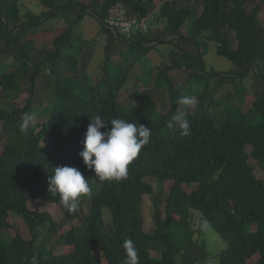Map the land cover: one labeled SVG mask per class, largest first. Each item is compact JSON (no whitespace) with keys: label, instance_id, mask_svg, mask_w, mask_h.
<instances>
[{"label":"trees","instance_id":"obj_1","mask_svg":"<svg viewBox=\"0 0 264 264\" xmlns=\"http://www.w3.org/2000/svg\"><path fill=\"white\" fill-rule=\"evenodd\" d=\"M23 1L0 0V264H30L33 255L39 264H124L122 243L128 238L137 247L139 264H264V180L251 164L257 161L264 172V0H191L201 4V11L170 0H38L40 14L24 9ZM118 3L132 15L157 13L158 35L119 40L103 24ZM87 17L96 19L108 38L98 82L82 72L71 52L74 27ZM56 19H66L67 28L52 37V49H39L40 38L51 33L43 27ZM171 36L175 40L167 41ZM187 40L197 43V51L202 46V54L178 53L173 59L171 53L169 63L157 67L156 83L168 95L163 113L153 92L127 88L130 69L159 46L178 48ZM116 42L122 46L119 65L112 57ZM151 43L157 45L146 47ZM211 46L236 72L208 70L204 59ZM172 71L186 76L182 88ZM251 74L263 86L250 98L251 110L237 99L215 97L214 80L235 86ZM45 76L54 91L50 104L40 109L33 101ZM194 84L204 90L196 97L195 111L188 113L191 135L182 137L166 123L177 98ZM26 113L34 120L46 115L47 121L33 120L24 133L20 122ZM96 114L106 122L129 119L151 128L150 143L119 182L100 181L79 156L89 119ZM57 166L77 168L88 179L91 193L80 198L74 213L48 193V176ZM147 197L154 208L152 232L145 230ZM35 201L56 205L63 218L32 210ZM105 210L111 213L109 226ZM12 217L21 219L30 239L20 229L10 233ZM74 221L80 229L60 234ZM58 245L71 252L56 254ZM95 251L104 258L95 260Z\"/></svg>","mask_w":264,"mask_h":264},{"label":"rangeland","instance_id":"obj_2","mask_svg":"<svg viewBox=\"0 0 264 264\" xmlns=\"http://www.w3.org/2000/svg\"><path fill=\"white\" fill-rule=\"evenodd\" d=\"M162 1H166V0H162ZM170 1L176 3L177 5L192 3L191 0H170ZM22 4L24 6V9L29 10L32 13L40 14L42 11L40 7V2L38 0H27V1H23ZM192 8L198 11L202 10L201 4L199 2L192 3ZM153 15L155 16L156 14L154 13ZM260 20L264 24V13L260 15ZM150 24L152 25L153 29L162 28V25H160L157 19L150 20ZM67 25L68 22L66 19H56V21H51L47 23L42 30H44L45 28L50 29L51 30L50 37L40 38V41L38 42V48L41 50L52 49L53 48L52 37L54 35H60L67 28ZM74 30L75 33L77 34L76 48L71 52L80 59L82 72L86 71L88 75L92 78L93 82H98L102 78V66L104 65V61H105V46L108 43V38L107 36L101 35V26L99 22L92 17H87L80 24L75 25ZM157 31L158 29L154 30L152 36H157L158 35ZM177 43L178 42H176L175 44ZM180 47L186 49L189 53L192 54V56L196 55L199 52L197 51V47L195 46L194 43L193 45H191L190 43L185 45V42H182ZM178 48H176L175 45L159 46V48L152 55H149L148 57L144 58L141 63L135 65V67L130 69V75L132 76V80L127 84V88L131 89L136 87L141 91L153 92V98L157 102L160 111H162L163 113H166L169 107L168 95L165 86L158 85L156 83V79L158 75L157 67L162 63V61L169 63L170 54L176 52ZM121 49H122L121 43L116 42L113 48V55H112L115 65L120 64L121 60L119 58V53ZM204 60L209 71L214 70L219 73H233L236 72L237 70V68L227 59L217 56L214 46L210 47V52L205 56ZM171 75L173 80L176 83H179L180 84L179 87L182 88L181 85H183L186 76L183 73L177 71H172ZM213 83L215 84L214 91L216 98L218 99L223 98L227 100L237 99L236 102L240 103L241 106H243L247 110H251L250 98L255 95L254 94L255 92L261 91L263 89V86L259 83V80L254 74H251L244 81L243 84L238 83L235 86H232L230 84H223L222 86H220L218 80H214ZM203 88L204 87L202 85H197V84H194L192 86L190 85V87L186 91H183V95H190L195 97V102H196L197 101L196 97L199 96L201 93H203L204 90ZM53 91H54L53 86L49 84L48 78L46 76L41 78L38 81L36 95L33 101L35 107L40 109L47 107L50 104L52 98L51 95ZM247 92L249 93L247 94ZM228 93H231L232 96L234 94L235 97H227L226 95ZM126 103L127 106L131 105V103L128 101ZM194 111L195 108L192 109V112ZM251 116H250L251 119L257 120L256 116L254 117L253 115ZM47 117L48 116L46 115L38 116L34 120V124L46 122ZM2 140L3 138L0 137V146H2ZM48 142H49L48 138L44 139L43 145H47ZM248 151L251 152L250 149ZM251 164L256 168L257 176L260 179L264 180V172L258 167L257 161L252 159ZM149 183H151L156 187V181L154 179H150ZM32 205H33L32 210L48 212L55 220H61L63 218L61 209L56 205H50L41 201L32 202ZM163 206L164 204L162 205V208ZM153 209L154 208L152 206L151 198L149 197L145 198L144 214L146 218L145 230L147 232H152L153 229L155 228L153 221ZM85 211L88 212L87 208H85ZM111 218L112 217L110 211L105 210L104 220L107 226L111 224ZM10 222L13 227L10 233L14 235L16 233V230L20 229L22 230L25 237L27 239H30L29 231L24 227L21 219L14 217L13 219H10ZM72 227L74 229H80L81 223L79 221H74L71 224L69 223L67 227L61 231L60 234L66 233ZM68 252H71V248H67L66 246L58 245L56 248V254L58 255ZM103 258L104 257L101 251L94 252L95 260H102Z\"/></svg>","mask_w":264,"mask_h":264},{"label":"clouds","instance_id":"obj_3","mask_svg":"<svg viewBox=\"0 0 264 264\" xmlns=\"http://www.w3.org/2000/svg\"><path fill=\"white\" fill-rule=\"evenodd\" d=\"M176 103L178 107L166 126L179 130L182 137H188L191 135L188 113L196 107L195 97L182 95ZM33 120L32 114H24L20 130L27 133ZM89 121L83 150L79 153L84 165L94 171L100 181L119 182L125 179L129 165L150 143L151 128L129 122V119L113 118L106 122L100 114L94 115ZM48 185V193L58 196L60 205L69 213L76 212L80 198L91 193L88 179L80 170L69 166L53 168L52 175L48 176ZM122 248L126 257L124 264H139L138 250L132 239H125ZM30 264H39L36 255L31 257Z\"/></svg>","mask_w":264,"mask_h":264},{"label":"built area","instance_id":"obj_4","mask_svg":"<svg viewBox=\"0 0 264 264\" xmlns=\"http://www.w3.org/2000/svg\"><path fill=\"white\" fill-rule=\"evenodd\" d=\"M115 6H125L122 3H118L110 8L113 9ZM109 10V13H110ZM127 40L135 41L138 36L146 37L154 31L153 28H146V21L143 17L133 15V19L130 22H122V20L115 21V28H112Z\"/></svg>","mask_w":264,"mask_h":264},{"label":"bare ground","instance_id":"obj_5","mask_svg":"<svg viewBox=\"0 0 264 264\" xmlns=\"http://www.w3.org/2000/svg\"><path fill=\"white\" fill-rule=\"evenodd\" d=\"M143 18L146 21V28H152L150 20H155L156 17L152 14L147 17L144 16ZM132 19L133 15L130 13L126 6H115L110 10V13L108 14V17L106 19V24L111 28H115L116 20H122V22H130Z\"/></svg>","mask_w":264,"mask_h":264},{"label":"water","instance_id":"obj_6","mask_svg":"<svg viewBox=\"0 0 264 264\" xmlns=\"http://www.w3.org/2000/svg\"><path fill=\"white\" fill-rule=\"evenodd\" d=\"M103 24H104L108 29L112 30L115 34H117V37H118L119 40L126 42V40L124 39V37H123L122 35H120L116 30L112 29L111 27H109V26H108L106 23H104V22H103ZM178 37H179V39H182V36H178ZM175 38H176L175 36L168 37V38H167V41L174 40ZM187 41H188V43L191 42L190 40H187ZM156 44H157V43H151V44L146 45V47H153V46H155ZM194 44L197 46V43H194ZM198 51H199V52H198L196 55H193V56L198 57L200 54H202V52H203V47H202V46H198ZM178 53L192 55V54L189 53L186 49H184L183 47H180V48L177 49L176 52H174V53L172 54L173 59L175 58L176 54H178ZM182 69L185 70V71L188 72V73L191 72V70H188V69H185V68H182Z\"/></svg>","mask_w":264,"mask_h":264},{"label":"crops","instance_id":"obj_7","mask_svg":"<svg viewBox=\"0 0 264 264\" xmlns=\"http://www.w3.org/2000/svg\"><path fill=\"white\" fill-rule=\"evenodd\" d=\"M155 14L157 15V13H155ZM156 15H155V17H156ZM156 18H157V17H156ZM157 29H159V28H157ZM157 29H156V30H157ZM154 52H155V51H153V53H154ZM153 53H151L150 55H152Z\"/></svg>","mask_w":264,"mask_h":264}]
</instances>
